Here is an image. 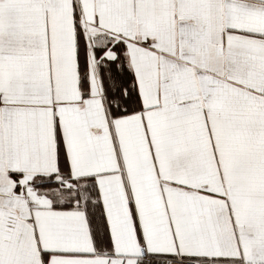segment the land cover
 <instances>
[{
	"label": "snow or ice",
	"instance_id": "1",
	"mask_svg": "<svg viewBox=\"0 0 264 264\" xmlns=\"http://www.w3.org/2000/svg\"><path fill=\"white\" fill-rule=\"evenodd\" d=\"M0 264H264V0H0Z\"/></svg>",
	"mask_w": 264,
	"mask_h": 264
}]
</instances>
